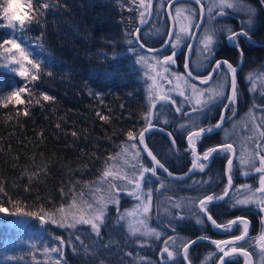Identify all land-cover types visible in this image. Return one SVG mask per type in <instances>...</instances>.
I'll return each instance as SVG.
<instances>
[{"label":"trees","instance_id":"obj_1","mask_svg":"<svg viewBox=\"0 0 264 264\" xmlns=\"http://www.w3.org/2000/svg\"><path fill=\"white\" fill-rule=\"evenodd\" d=\"M169 1L155 0L152 17L139 33L140 40L148 47L165 43L170 27L166 14ZM31 2L34 19L19 35L31 46L29 50L21 45L28 52L29 59L33 63L42 61L39 72L30 65L31 72L27 78L15 74L3 56V47H0V207L8 210L0 213V264H138L140 254L127 249L125 261H108L87 240L91 233L85 232V226H79V239L73 234L69 236L57 225V216L61 209L78 208V203L88 199L95 186L108 177L104 173L114 169L117 156L133 141L128 137L129 132L137 141L145 129L146 118L151 123L158 122L151 114L144 70L138 62L137 51L143 55L146 52L134 41L136 29L147 19L150 0H143V7L142 0ZM239 2L240 10H232L212 20L216 43L214 55L205 63L209 62V71L221 58L236 66L241 57L238 47L243 50V63L237 73L239 95L232 109L240 117L257 102V93L250 91L246 77L264 68V46L254 44H264V3L262 0ZM180 3L190 4L196 9L197 24L199 8L192 1L174 3L172 14L175 5ZM202 3L205 8V2ZM244 9H250L251 14ZM209 21L206 14L202 28ZM4 24L0 17V25ZM228 28L235 33L247 32L250 39L238 36V47H233L227 43ZM151 29L160 32L157 41L152 40L154 37H147L146 33ZM9 31L7 27H0V40ZM174 41L175 36L164 51L154 54L158 58L171 54ZM188 42L176 50L175 61L177 71L191 80L182 68ZM195 52L196 49L192 59ZM32 75L38 78L32 80ZM194 83L199 87L207 86ZM15 85L25 87L21 93L22 102L2 101L3 93ZM226 90L227 97L229 88ZM44 95L52 99L44 100ZM221 107V103L217 104L208 120L193 119L188 126L168 127L172 132L171 138L163 131H149L145 134L147 147L169 170L185 174L192 164V156L185 143L188 128L193 122L205 128L213 125ZM25 111L27 115H24ZM190 116L192 114L187 117ZM229 124L230 121L226 126ZM224 130L203 136L197 142L200 153L225 141L236 147L234 139L223 138ZM141 157L146 160L143 153ZM227 159V154H215L206 170L191 171L183 181L168 179L156 170L161 178L160 185L164 187L160 186L154 199L153 221L156 227L168 234L164 236V245L155 247L167 246L173 256L160 263L156 255L143 264H185L182 250L189 241L198 237L223 240L241 233L239 227L226 235L215 232L213 225L198 209L199 199L208 195L216 198L227 187ZM236 162L230 173L236 179L231 193L221 202L208 203L207 211L223 226L237 216H244L251 222L250 235L241 244L247 245L243 249L248 250L255 261L258 247L264 246L260 237L264 231L263 213L259 206L233 207V203L239 187L246 184L255 186L260 173L252 169L245 177ZM14 212L18 214H12ZM197 218L202 222L197 223ZM20 237L24 242L30 237L35 238L37 248L41 250L39 258L31 250H26L23 242L14 243ZM48 249L54 255L46 260L43 251ZM220 255L215 246L200 240L188 248L187 260L190 264H218ZM243 260V256L234 255L227 258L226 264H243Z\"/></svg>","mask_w":264,"mask_h":264},{"label":"rangeland","instance_id":"obj_2","mask_svg":"<svg viewBox=\"0 0 264 264\" xmlns=\"http://www.w3.org/2000/svg\"><path fill=\"white\" fill-rule=\"evenodd\" d=\"M201 1H204L206 4V14L210 21L202 28L203 30L201 31L197 42H195V58L192 59V54L190 59V62L192 60V68L190 69L191 72L197 77L204 78L206 75H208L207 72L210 68L209 62L207 64L205 63V61L208 60L207 48L214 47L216 43L215 32L213 30L215 28L213 26L212 20L221 17L218 15V12L221 11V9L219 7L220 0ZM239 1L240 0H238V4H240ZM232 10L234 9H223V11H225L227 14L230 11L232 12ZM196 13V9L190 4L180 3L175 5L174 13L172 15L175 22V30L173 33V36H175L174 43H177V40H179L176 48L177 51L180 50L187 41L190 42L192 33L194 31V26L196 25ZM186 18L191 19V25H189V19ZM181 27H183L185 31L181 32ZM154 31L156 30L151 29L147 31L146 35L149 38L154 37L152 40L157 41L160 38L158 35L160 32ZM209 39H211L212 44H208ZM187 47L188 45L186 46V49ZM18 51V49H12L11 53H7L5 51L3 52L5 59L8 57L6 60L11 71L17 75L20 65L13 64L11 62V57L15 56ZM137 53L139 54L138 62L142 65L144 70V80L146 81L148 99L150 96L152 97L151 100L149 99L150 108L152 115H154L156 120L167 124L171 122L174 115L177 113L184 114L185 112H187L188 115L192 114V116H190V120L192 121L193 119H203L205 114H202L200 109H203L204 113L207 112L205 105L206 103H211V89L219 90L221 78L218 77L215 81V84L211 83L212 81H210L207 86L199 87L194 82L191 83V80H188V78H185L183 74L177 71L176 62L174 64L171 62L168 64L164 63L165 58L170 56L172 53L166 55L163 58H158L156 54L149 52H146L144 55L139 51H137ZM141 57L143 59H141ZM165 67H167L169 71H165ZM24 68L27 69L28 75L31 72L30 64L25 62ZM13 69L16 71H13ZM248 77H251V79H247ZM248 77H246V79L248 81L249 89L251 92L257 93V102L251 109L247 110V112L240 117L236 116L235 112L232 110L233 106L230 105L227 109L228 116L233 117L229 118L230 124L227 127L230 129L225 130L222 134L224 139L235 140V161H237L236 164L238 163V168L241 170L240 173H248L247 175H244L245 177L250 175L253 168L250 165H242L240 163L241 156L258 166L259 158L257 153L264 155V137L259 135V131H264V68L256 74ZM193 84L196 86L195 90L192 88ZM226 89L227 87H225V97L227 92ZM13 90H18V86H12L5 93H3L2 101L7 102V97ZM181 92H183V96L180 95ZM160 95L165 96L166 100H159ZM21 97L22 96L20 94V100L22 99ZM197 100L200 101L199 104H197ZM153 103L155 104V108L151 107ZM220 103L222 105L221 109H223L224 102L221 101L218 104ZM192 106H195L197 111H191ZM176 108H181L182 110L180 112H176ZM168 110L171 111V114L166 115ZM215 124L216 123L213 125ZM257 125H259V130L256 128ZM131 140L133 141L127 144V149L117 156L116 163L113 165L114 169L109 172L108 177L103 178V180H101L99 184L95 186L94 191L90 193L88 199L78 203L80 205L78 208L67 207L63 209V211H60L58 213L59 215L57 216L58 224H56L60 228L65 229L69 236L73 234L76 237H79L78 233L79 230H81L79 226H85V228H83L85 232L91 233V237L87 238V240L90 242L93 249L108 261H125L126 257L124 256L125 250L127 249L136 254H140V256L138 255L139 260L137 263L143 264L147 260H152V257L156 256L161 248H165L161 247L157 249L155 246L164 245V236H166L168 232L156 227L153 221V203L156 193H158L159 189L161 188V178L159 175H153L151 171H149L147 173H143V181L139 180L142 168L148 167L151 169L152 166L141 157L142 152L137 141H134L135 137H133ZM133 144L136 145L135 148L131 147ZM256 144H260L261 148L256 149ZM137 152H139L138 156L136 155ZM227 157L229 158L230 155L227 154ZM129 180L133 181L132 184L128 183ZM137 182H139L141 185L140 189L135 188V184ZM259 186L260 182H257V184L253 187L249 184L244 186L241 185V187H239V191L235 193V201L244 200L249 196H254V199L257 201H264V193L256 191ZM128 191H135L136 195L140 196V199L137 200L135 195H128ZM149 192H151L150 205L147 201V194ZM223 193L221 195H223ZM113 199L118 200L119 203L116 204L112 202ZM103 205H106V207L103 209V222L101 223L100 220L93 221L99 227V235H96L90 224L85 225L77 222L81 218L89 219L97 216L99 214L98 208ZM247 205L258 206L257 203H249ZM146 206L149 209L147 212L144 211ZM44 224L46 225L47 221L44 222ZM69 224H72L73 226L68 227ZM146 231H152L153 234L144 235L143 233ZM155 232H159V238L156 237ZM262 236H264V231L261 233L260 237ZM21 239V237L16 239L14 243L20 244L23 242L25 249L31 250L32 253L38 255L39 258V252L41 250L37 248L38 244L34 240L35 238L30 237L25 242ZM227 248H231V246ZM43 252H45L44 258L46 260H49V257L54 255L51 249L44 250ZM254 264H264L263 245L258 247Z\"/></svg>","mask_w":264,"mask_h":264},{"label":"snow or ice","instance_id":"obj_3","mask_svg":"<svg viewBox=\"0 0 264 264\" xmlns=\"http://www.w3.org/2000/svg\"><path fill=\"white\" fill-rule=\"evenodd\" d=\"M195 2L197 4H199L200 0H195ZM262 3H264V0H262ZM46 6L47 5H45V7ZM141 6L143 7V0L141 3ZM24 7L28 9V11L25 13V15L27 17V23H25V21L21 20L19 17H9L6 14L7 9L2 4H0V17H2L3 21L6 22L4 25H0V27H7L8 29L11 30L9 32H6L4 35V38L2 40H0V47H3L4 51L7 53H11L12 49H18L19 50L15 56L11 57V62L13 64L20 65V68L18 70V75L20 77L27 78V69L24 68V63L27 62L28 64H30L32 66L33 69L36 70V72H39L40 63L42 61H38L36 63H33L32 59H29V55L25 51V47H28L29 50H31V46L28 45L27 43H25V41L19 35V32H23L25 25L31 23V21L34 19L33 15H32L33 5H32L31 0H27V3L25 4ZM149 7H150V5H149ZM219 7L221 9V11L218 12L219 16L227 15V13L225 11H223V9L240 10L238 8V0H220ZM244 10L248 11L249 14H251L250 9H244ZM193 16H194V13H193ZM186 19H189V25H191V19L190 18H186ZM201 20H203V7H201ZM248 23L250 24L251 20H249ZM196 28L199 29L200 25L197 24ZM180 31L183 32V31H185V29L183 27H181ZM227 32H228L227 39H228L229 43L232 44L233 46H237V43H238L237 37L238 36L242 35L245 38L250 39L247 32L235 33V32H233V30L231 28H228ZM169 37H171V33H169ZM129 43H131V41H129ZM178 43H179V40H177V43H174L171 45L173 51H172V54L170 56H167L165 58V61H164L165 64H168L169 62H171L172 64L175 63L174 57L177 55L176 48H177ZM22 44H24L25 47H21ZM208 44H212L211 39H209ZM5 46H10V47H5ZM165 46H167V45H165ZM238 51L240 52L241 55H243L242 49L238 48ZM207 52H208V58H209V60H211V57L214 55V47H208ZM6 59H8V57H6ZM141 59H143V58L141 57ZM222 64L225 66L224 68H222ZM187 67H188V65H187V63H185V68L187 69ZM164 70L169 71V69L167 67H165ZM13 71H16V70L13 69ZM236 74H237V67H234L227 60H224V61L217 60L214 64V66L211 68V71L209 72V74L200 80V83L207 85L209 83V81L212 80L213 75L221 77V83H220L219 90L211 89V91H212V96L210 97L211 103L210 104L206 103V105H205L207 112H211L214 109V107L221 101H224V105H223L224 110H227L230 105L233 107L235 106V104L237 102V97L239 95V89H238V85H237ZM188 75H189V77H191V72H189ZM37 78H38L37 75L31 76L32 80H36ZM247 79H251V77H248ZM213 83L215 84L216 82L213 81ZM225 87L230 89V95H228L227 97H225ZM192 88L195 90V88H196L195 84L192 85ZM24 91H25L24 86L19 87L18 90L11 91L10 95L7 97L8 101L15 100L16 102H22L20 100V94ZM180 95L183 96L184 95L183 92H181ZM43 99L44 100H51L52 97H50L48 95H44ZM149 99L151 100L152 97L150 96ZM159 100L165 101L166 98H165V96L160 95ZM199 103H200V101L197 100V104H199ZM151 107L155 108V104L153 103L151 105ZM181 110H182L181 108L175 109L176 112H180ZM191 111H197L195 106H192ZM200 111L202 114H205L203 109H200ZM24 115H27V111H25ZM98 115H99V113H98ZM185 115L187 116L188 113L186 112ZM104 119H107V117H104ZM224 120H225V117L223 114H221L219 122L216 123L215 125H210L207 128H205V127L200 126L198 123L193 122L192 126L188 128V132L190 133L187 135L188 150L192 156V165H191L190 172L192 170H198L200 172H203L204 169L208 166L207 163H205V162L209 161V159L212 157V155L214 153L217 155H220V154H229L230 156L234 155L233 144L231 142H227V141H225L223 144H221L219 146H213L211 148L204 150L202 155L198 154L196 152V143L203 136L212 134L214 129L221 128V125L224 123ZM150 127H151V121L149 118H146L145 129L142 130L140 132V135H139V141L141 144H144V141H145L144 132L147 131ZM181 127H184V125H181ZM256 128H257V130H259V125H257ZM161 130H163V129H161ZM73 135H75V133H73ZM167 135L170 138L172 136L171 132H168ZM259 135L261 137H264V131H259ZM128 137H129V139H132L133 134L131 132H129ZM172 143L175 144L174 139L172 140ZM131 147L135 148L136 145L133 144V145H131ZM255 148L260 149L261 145L256 144ZM144 150L147 151V155L149 157H151L152 161L155 163L156 166H158L160 169H162L169 176L172 175L170 172H168V169L164 166V164H162L159 160H157L156 156H154L151 151L147 150V145H145ZM136 155L138 156L139 152H137ZM257 156L259 158V165L258 166L254 163H251L250 160L245 159L243 156H241L240 163L242 165H250L254 169L255 172L261 173V175L259 177L260 186L258 189H256V191L264 193V155H260L259 153H257ZM226 163H227V168H228V172H229V174L227 176V185H228V188H230L232 185V176L230 174L232 166H233L232 158H228ZM149 171H151V173L153 175L156 174V168L155 167H153L151 169H149L148 167H143L141 170V175L139 177V180L143 181L144 180L143 173H147ZM247 174H248L247 172L244 173V175H247ZM104 175L108 176L109 172L106 171L104 173ZM132 182H133L132 180L128 181L129 184H132ZM160 186L164 187L163 184H161ZM140 187H141L140 183L137 182L135 184V188L140 189ZM228 188H225L222 196L216 197L217 202L220 200H223L224 196L228 195ZM127 194L128 195H135L137 200L140 199V196L136 195L135 191H128ZM147 201H148V204L150 205L151 192H149L147 194ZM212 201H213V195H208L204 198L199 199L200 212L206 213L207 209H208V203H210ZM112 202H114L116 204L119 203L118 200H114V199ZM249 203H257L260 210L262 212H264V201H257L254 199V196H249V197L245 198L244 200H236L233 203V207H236L237 205H247ZM104 207H106V205H103V206L98 208L99 214L97 216L89 218V219L81 218L77 222L85 224V225L90 224L92 227V230L96 233V235H99V227L93 221L94 220H100L101 223L103 222L102 216H103ZM148 210L149 209L146 206L144 208V211L147 212ZM7 211L8 210L5 207H0V213H5ZM61 211H63V209H61ZM12 214H18V213L14 212ZM24 215L31 216V215H34V213H25ZM207 219L209 221H211L212 225L216 229H221V227H222L221 224H218L214 219H212L211 215H207ZM52 222L56 223L55 220H53ZM201 222L202 221L199 218H197V223H201ZM72 226H73L72 224L68 225V227H72ZM232 226H238L239 229L241 230V235L235 236L232 240H213V241H211V243L216 246V249H218L220 253H223V257H228L230 255V253H237L238 247H237L236 242L245 241V238L248 236L249 222L247 220H245L243 218L233 219V220L229 221L226 225H224V230L230 231ZM143 234L144 235H151V234H153V232L152 231H146ZM155 235L157 238H159L160 234H159V232H155ZM77 238L79 239V237H77ZM169 239H172V238L170 237ZM201 239H204V237H201ZM261 239H264V236H262ZM191 243H196V241H191ZM165 244L167 245V241H165ZM229 245H231V248L228 251H226L225 248ZM246 246H247L246 244L239 245V250H241V254L244 255L245 257L248 256V253L243 252L242 250ZM53 251H55V249H53ZM164 252H166L168 254L169 258H171L173 256V253L171 251H169L167 246H165V248L163 249V252L161 253L162 256H163ZM187 252H188V246H184L183 247L184 259H187ZM223 257H221V259H220V264H224Z\"/></svg>","mask_w":264,"mask_h":264},{"label":"water","instance_id":"obj_4","mask_svg":"<svg viewBox=\"0 0 264 264\" xmlns=\"http://www.w3.org/2000/svg\"><path fill=\"white\" fill-rule=\"evenodd\" d=\"M178 1H182V0H170L169 2H168V4L166 5V14H167V17H168V19H169V23H170V27H169V33H171V37H169V33H168V36H167V38H166V40H165V43L162 45V46H158V47H153V48H151V47H148V46H146L145 44H143L142 43V41L140 40V38H139V33H140V31L144 28V27H146L147 26V24L149 23V21H150V19H151V17H152V13H153V6H154V3H155V0H150V3H149V5H150V7H148V16H147V19L145 20V22L142 24V25H140L137 29H136V31H135V35H134V41H135V43H136V45H138V47L142 50V51H144V52H149V53H160V52H162V51H164L168 46H169V44H170V42H171V40H172V37H173V33H174V30H175V22H174V19H173V15H172V12H171V7H172V5L174 4V3H176V2H178ZM189 1H192V2H194L197 6H198V8H199V19H198V22H197V24H199L200 25V28L199 29H197L196 28V26H195V28H194V31H193V33H192V36H191V39H190V42H189V44H188V47H187V49H186V55H185V61H184V64H183V70H184V72H185V74L189 77V75H188V73L189 72H191V70H190V67H189V63H190V59H191V57H192V54H193V49H194V45H195V42H196V39H197V37H198V34H199V32H200V30H201V28H202V25H203V23H204V20H205V15H206V13H205V8H204V5H203V3L201 2V0H200V3L199 4H197L196 2H195V0H189ZM201 7H203V20H201ZM196 24V25H197ZM254 44L255 45H260V46H264V44H262V43H259V42H254ZM165 45H167V46H165ZM232 45V44H231ZM243 55H241V58H240V61H239V63L236 65V66H234V67H237V71L240 69V67L242 66V63H243ZM219 61H224V60H219ZM185 63H187V65H188V67H187V69L185 68ZM223 65V64H222ZM215 75H213V77H214ZM192 81H194V82H196V83H198V84H202V83H200V80L202 79V78H199V77H197V76H195L192 72H191V77H189ZM237 78V77H236ZM211 81V80H210ZM209 81V82H210ZM202 85H205V84H202ZM229 95H230V89H229ZM229 108V107H228ZM226 111L227 110H224V108L222 109V112H221V114H223L224 116H225V114H226ZM220 120V119H219ZM219 122V121H218ZM217 122V123H218ZM222 126V125H221ZM150 128H152V126L150 127ZM149 128V129H150ZM157 129H159V127H156ZM148 129V130H149ZM220 129V128H219ZM219 129H214V131L212 132V134L213 133H215V132H217ZM147 130V131H148ZM147 131H145L144 132V134L147 132ZM190 134V133H189ZM186 143H187V146H188V141H187V137H186ZM138 145H139V147H140V149L142 150V152L146 155V157L151 161V163L156 167V168H158L159 169V171L161 172V174L163 175V176H165L166 178H168V179H171V180H175V181H181V180H184V179H186V178H188L189 177V175H190V172H188V173H185V174H177V173H173L172 171H170L167 167V169H168V172H170L172 175L171 176H169L167 173H165L162 169H160L158 166H156L155 165V163L152 161V159H151V157H149L148 155H147V151H145L144 150V147H145V143L144 144H141L140 143V141H139V137H138ZM217 146H219V145H217ZM233 149H234V155H231L229 158H232V160H233V162H234V159H235V147H234V145H233ZM147 150L148 151H151L148 147H147ZM152 152V151H151ZM196 152L198 153V154H201L200 152H199V150L196 148ZM152 154L154 155V156H156L153 152H152ZM202 155V154H201ZM215 155V153L212 155V157L211 158H213V156ZM156 158H157V156H156ZM210 158V159H211ZM157 160H159L158 158H157ZM160 161V160H159ZM228 174H229V172H228V168H227V163H226V165H225V177H226V181H227V176H228ZM232 187H233V181H232V185H231V187L230 188H228V185H227V188H228V195L230 194V192H231V190H232ZM228 195L227 196H224V199L223 200H225L227 197H228ZM222 196V195H221ZM223 200H220V201H218V202H221V201H223ZM217 202V200H216V198H213V201L212 202H210V203H218ZM198 209H199V211H200V205H199V203H198ZM202 214H203V216L207 219V215H209L207 212L206 213H203V212H201ZM262 213H264V212H262ZM236 218H243V219H245V220H247L248 222H249V231H248V236L245 238V240L249 237V234H250V229H251V223H250V221L247 219V218H245V217H242V216H239V217H236ZM236 218H234V219H236ZM212 219H214L213 217H212ZM208 220V219H207ZM215 220V219H214ZM209 221V220H208ZM210 223H211V221H209ZM212 224V223H211ZM222 226V225H221ZM214 227V226H213ZM235 227L236 226H232V228H231V230L230 231H225L224 230V226H222L221 227V229H216L215 227H214V231L215 232H217V233H219V234H222V235H226V234H228V233H230L231 231H233L234 229H235ZM234 237H232V238H227V239H224V240H232ZM207 241V242H209V243H211V241H213V240H211V239H208V238H205L204 237V239H201V237H198V238H195V239H193V240H191V241ZM191 241H189L188 243H187V245L186 246H188V248H189V246H191L193 243H191ZM239 242H242V241H239ZM236 243H238V242H236ZM212 244V243H211ZM212 245H214V244H212ZM215 246V245H214ZM215 248H216V246H215ZM218 252H219V250L218 249H216ZM225 250L226 251H228L226 248H225ZM243 252H247L248 253V256L247 257H245L244 255H242L241 254V250H239L238 249V252L237 253H230V255L228 256V257H230V256H233V255H241V256H243V258H244V263L243 264H254V258H253V255L249 252V251H247V250H242ZM163 252V249L159 252V254H158V259H159V262L160 263H162V261H163V257H166L168 254L166 253V252H164L163 253V256L161 255V253ZM220 253V252H219ZM221 255H220V258H219V260H218V264H220V259H221V257H223V253H220ZM182 257H183V260H184V263L185 264H190L189 263V261L187 260V259H184V253H183V251H182ZM228 257H223V259H224V264H226V260H227V258Z\"/></svg>","mask_w":264,"mask_h":264},{"label":"flooded vegetation","instance_id":"obj_5","mask_svg":"<svg viewBox=\"0 0 264 264\" xmlns=\"http://www.w3.org/2000/svg\"><path fill=\"white\" fill-rule=\"evenodd\" d=\"M240 32V31H239ZM239 32H236V33H239ZM227 43L229 44V45H231L230 43H229V41H228V39H227ZM231 46H233V45H231ZM233 47H238V45L237 46H233ZM239 48V47H238ZM176 58L174 57V60H175ZM218 60H227V59H223V58H221V59H218ZM217 61V60H216ZM215 61V62H216ZM228 61V60H227ZM176 62V61H175ZM215 62L213 63V65H212V67L214 66V64H215ZM229 63H231L230 61H228ZM184 64V63H183ZM183 64H182V68H183ZM232 64V63H231ZM176 65H177V62H176ZM233 65V64H232ZM235 66V65H234ZM211 67V68H212ZM225 66L224 65H222V68H224ZM210 71H211V69H210ZM209 71V72H210ZM239 71V70H238ZM238 71H237V73H238ZM197 72V71H196ZM209 72L207 73V74H209ZM199 73V72H198ZM199 74H201V73H199ZM195 75V74H194ZM196 76V75H195ZM207 76V75H206ZM236 77H237V74H236ZM216 78V75L212 78V80L211 81H213L214 79ZM212 83V82H211ZM228 95H229V91H228ZM227 95V96H228ZM170 103L172 104V102L170 101ZM168 113H166V115H169V114H171V111L170 110H168L167 111ZM221 112H222V109H221V111H220V114H219V116H218V118H217V121H216V123L219 121V119H220V116H221ZM186 113V112H185ZM185 113L184 114H180V113H177L175 116H174V118L171 120V122H169V123H167V124H165V123H162V122H157V121H155V122H152L151 123V126H152V128H150L146 133H148L149 131H151V130H159V131H163V132H165V133H168V132H171V129H169L168 127H171V128H173V127H175V128H180L181 127V125H184V126H188L189 124H190V122H191V120H190V118L189 117H187L186 115H185ZM151 114H152V111H151ZM210 114H211V112H206L205 113V115H204V117H203V119H207L208 120V118L210 117ZM180 117H182V120L180 119ZM225 120H224V123L222 124V126H221V128L217 131V132H220L221 130H222V128H224L225 130H229L230 128H228L227 126H226V124H227V122L229 121V118H233V117H230V116H228V114H227V111H226V114H225ZM156 127H159V129H157ZM227 127V128H226ZM161 129H163V130H161ZM224 130V131H225ZM236 131H237V128H236ZM217 132H215V133H217ZM145 133V134H146ZM230 133H231V131H230ZM171 134H172V132H171ZM189 134V133H188ZM187 134V135H188ZM214 134V133H213ZM232 134V133H231ZM206 136V135H205ZM172 137V136H171ZM187 137V136H186ZM186 137H185V143H186ZM186 145H187V143H186ZM151 150V149H150ZM187 150H188V146H187ZM236 150V149H235ZM152 151V150H151ZM189 151V150H188ZM153 152V151H152ZM200 152V151H199ZM202 154V153H201ZM144 156H145V158H146V160H147V162L152 166V168L153 167H155L152 163H151V161L146 157V155L145 154H143ZM214 157V156H213ZM235 157H236V152H235ZM158 158V157H157ZM159 159V158H158ZM211 160H212V158L209 160V161H207V162H205V163H207V167L204 169V170H206L209 166H210V163H211ZM161 162V161H160ZM234 162H235V159H234ZM162 163V162H161ZM163 164V163H162ZM192 165V164H191ZM225 165H226V163H225ZM233 166H234V163H233ZM233 166H232V169H233ZM156 168V167H155ZM190 169H191V166H189L188 167V172H190ZM231 169V170H232ZM156 170L157 171H159V169L158 168H156ZM195 171H198V170H192V172H195ZM188 172H186V173H188ZM190 174H191V172H190ZM190 176V175H189ZM226 178V177H225ZM187 179V178H186ZM185 180V179H184ZM181 181H183V180H181ZM232 181H233V186H234V184L236 183V179L235 178H232ZM227 182V181H226ZM227 188V187H226ZM233 188V187H232ZM232 191V190H231ZM231 193V192H230ZM237 217H239V216H237ZM242 217H244V216H242ZM263 217H264V213H263ZM236 218V217H235ZM246 218V217H245ZM233 220V219H232ZM251 223V222H250ZM223 226V225H222ZM238 226H236L235 227V229L234 230H236V228H237ZM233 230V231H234ZM233 231H231V232H233ZM230 232V233H231ZM250 232H251V229H250ZM229 234V233H228ZM239 235H241V233L239 234ZM250 235V234H249ZM236 236H238V235H236ZM235 237V236H234ZM227 238H232V237H227ZM226 238V239H227ZM224 240V239H223ZM247 240V239H246ZM245 240V241H246ZM242 242H244V241H242ZM242 242H238V243H236L237 245H239V244H241ZM229 246H231V245H229ZM229 246H227V247H229ZM226 247V248H227ZM162 249V248H161ZM160 249V250H161ZM230 248H227V250H229ZM239 249V248H238ZM245 250V249H244ZM248 251V250H247ZM160 252V251H159ZM234 256V255H233ZM158 258V257H157ZM165 259H169V257H168V255L166 256V257H163V260H165Z\"/></svg>","mask_w":264,"mask_h":264},{"label":"clouds","instance_id":"obj_6","mask_svg":"<svg viewBox=\"0 0 264 264\" xmlns=\"http://www.w3.org/2000/svg\"><path fill=\"white\" fill-rule=\"evenodd\" d=\"M27 0H2V4L7 9V15L9 17H19L21 20L27 23V17L25 13L28 11L25 8Z\"/></svg>","mask_w":264,"mask_h":264}]
</instances>
